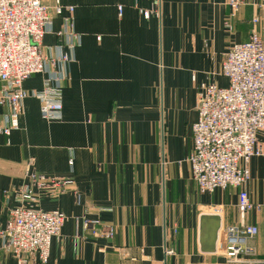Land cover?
I'll use <instances>...</instances> for the list:
<instances>
[{"label": "crops", "instance_id": "crops-1", "mask_svg": "<svg viewBox=\"0 0 264 264\" xmlns=\"http://www.w3.org/2000/svg\"><path fill=\"white\" fill-rule=\"evenodd\" d=\"M60 1L73 8L80 39L61 81L62 119L43 121L39 102L26 98L19 129L0 136V225L19 205L16 191L28 185L33 159L36 172L75 182L24 205L66 217L47 264H264V156L249 162L243 189L259 208L243 219L239 191L200 193L186 162L200 85L226 86L225 55L249 39L253 17L264 19V0H244L232 18L229 0H159L157 14L153 0ZM66 16L51 12L45 55L64 44ZM43 80L33 75L23 89L39 91ZM208 214L220 217L213 254L199 245V218ZM84 220L114 226L113 239L94 236ZM241 224L257 234L247 241L251 252L230 262L220 253L224 230ZM26 260L40 264L36 256ZM0 264H17L1 244Z\"/></svg>", "mask_w": 264, "mask_h": 264}, {"label": "built area", "instance_id": "built-area-1", "mask_svg": "<svg viewBox=\"0 0 264 264\" xmlns=\"http://www.w3.org/2000/svg\"><path fill=\"white\" fill-rule=\"evenodd\" d=\"M0 0V136L9 138L19 129L26 98L39 102L40 117L48 123L62 119L61 81L66 79L67 66L74 61L73 50L79 36L73 32V8L60 0ZM244 0H229L230 17H234ZM157 14L159 0H153ZM51 12L64 18L60 34L63 45L48 56L42 50V40L50 30ZM118 16L122 6H117ZM142 13V12H141ZM147 18L148 13L143 12ZM247 41L234 43L225 55L221 76L224 87L214 82L200 85L197 99V121L192 125V152L186 162L200 193H214L229 188L238 190L237 210L241 219L259 206L250 202L244 186L249 181L251 159L264 156V19H251ZM99 39V38H98ZM66 49L64 51L63 49ZM44 75L41 90L27 92L23 82L33 75ZM72 166V160L68 162ZM33 159L27 162L28 185L16 191L19 205L8 213L0 225V244L17 264H27L26 257L36 256L47 264L51 242L57 239L65 223L58 211L28 208L37 203L39 194L57 197L73 188V177L57 178L35 171ZM86 228H94V236L112 240L115 227L98 220H84ZM225 242L221 254L230 262H239L251 250L247 241L257 234L254 226H229L224 230ZM218 241V240H217ZM166 254H173L172 250Z\"/></svg>", "mask_w": 264, "mask_h": 264}, {"label": "water", "instance_id": "water-1", "mask_svg": "<svg viewBox=\"0 0 264 264\" xmlns=\"http://www.w3.org/2000/svg\"><path fill=\"white\" fill-rule=\"evenodd\" d=\"M220 217L218 215H203L199 218V245L200 251L206 254L216 252Z\"/></svg>", "mask_w": 264, "mask_h": 264}, {"label": "rangeland", "instance_id": "rangeland-1", "mask_svg": "<svg viewBox=\"0 0 264 264\" xmlns=\"http://www.w3.org/2000/svg\"><path fill=\"white\" fill-rule=\"evenodd\" d=\"M220 253H221V251H220Z\"/></svg>", "mask_w": 264, "mask_h": 264}]
</instances>
